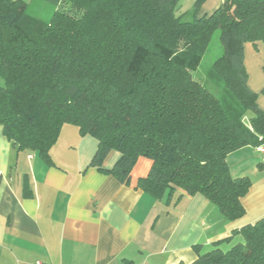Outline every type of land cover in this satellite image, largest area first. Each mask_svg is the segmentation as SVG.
I'll return each instance as SVG.
<instances>
[{"label":"trees","instance_id":"1","mask_svg":"<svg viewBox=\"0 0 264 264\" xmlns=\"http://www.w3.org/2000/svg\"><path fill=\"white\" fill-rule=\"evenodd\" d=\"M41 1L53 5L47 20L24 0H0V129L12 147L52 165L48 152L71 124L97 140L89 164L106 175L128 183L145 157L136 188L166 203L176 188L199 193L226 220L241 218L251 181L232 176L226 157L264 144L243 54L246 42L264 45V0H222L204 16L205 0L180 15L179 0ZM216 30L218 92L191 74ZM111 150L119 157L106 170ZM237 232L243 241L228 249L193 246L188 264H264V216Z\"/></svg>","mask_w":264,"mask_h":264},{"label":"crops","instance_id":"2","mask_svg":"<svg viewBox=\"0 0 264 264\" xmlns=\"http://www.w3.org/2000/svg\"><path fill=\"white\" fill-rule=\"evenodd\" d=\"M24 1L30 9L33 0ZM220 2L205 0L199 15ZM243 49L247 84L264 111V45L246 42ZM96 148L95 138L64 124L46 165L36 153L16 151L0 129V264H188L196 258L193 246L205 252L218 242L228 249L241 242L242 226L264 216V154L254 147L226 157L229 171L239 163L232 176L248 170L259 177L243 196L245 214L233 221L199 193L176 188L166 203L136 188L151 165L145 157L121 183L89 164ZM250 149L259 157L242 162ZM118 157L109 151L101 167L110 169Z\"/></svg>","mask_w":264,"mask_h":264},{"label":"rangeland","instance_id":"3","mask_svg":"<svg viewBox=\"0 0 264 264\" xmlns=\"http://www.w3.org/2000/svg\"><path fill=\"white\" fill-rule=\"evenodd\" d=\"M195 0H179L178 4H176L177 6L175 7V15H180L183 12H185V9H190L194 3ZM53 9V5L43 2L41 0H33L30 9L28 11H31L33 15H35V17H40L41 19L47 20L49 19V17L51 16L52 10ZM182 19H188L189 15H183L181 16ZM219 40V31L216 30L212 37L211 40L208 41V45L203 53V57L202 60L198 66V68H196L195 71H192V77L193 80L195 79L196 81L205 84L211 91L214 92H218L220 90L221 84H219L217 81H215V79L212 77V73H211V65L213 63V61L220 56V54H222V48L220 45V42H218ZM2 82L1 78H0V83ZM252 156L246 157L244 161L248 160H253L254 156L258 155L257 157H259V153L254 152L253 150H251ZM260 152V151H258ZM261 153V152H260ZM262 154V153H261ZM261 154H260V160H261ZM264 158V157H263ZM259 160V161H260ZM261 162L264 163V159L261 160ZM239 165V163L236 165H234V167L232 168V174L235 175V168H237ZM258 170V169H256ZM230 171V173H231ZM247 172H245L246 177L249 178V180L252 182L254 179H258L259 177L255 176L254 173L246 170ZM261 180H264V175L262 177H260ZM250 182V183H251ZM252 184V183H251ZM243 240L241 239V242ZM231 246H229L230 248Z\"/></svg>","mask_w":264,"mask_h":264},{"label":"built area","instance_id":"4","mask_svg":"<svg viewBox=\"0 0 264 264\" xmlns=\"http://www.w3.org/2000/svg\"><path fill=\"white\" fill-rule=\"evenodd\" d=\"M257 150L260 151L262 154H264V144H261L260 146H258ZM35 264H45V263L36 262Z\"/></svg>","mask_w":264,"mask_h":264}]
</instances>
